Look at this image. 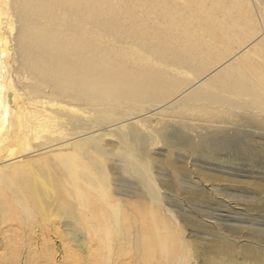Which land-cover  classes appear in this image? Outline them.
I'll use <instances>...</instances> for the list:
<instances>
[{
    "label": "bare ground",
    "instance_id": "obj_1",
    "mask_svg": "<svg viewBox=\"0 0 264 264\" xmlns=\"http://www.w3.org/2000/svg\"><path fill=\"white\" fill-rule=\"evenodd\" d=\"M234 1L0 0V240H4L0 264H15L21 250L29 264L51 260L55 250L49 244L51 235L63 242L61 264H264L262 226L233 225L239 237L245 231L250 236L237 245L206 211L197 215L185 235L174 209L168 213L176 221H168L163 206H102V192L94 190L87 177L92 157L91 172L103 185L118 188L122 196L159 202L149 149L155 141L194 148L192 141L185 133L156 130L148 135L130 125L106 129L114 124L116 111L104 110L94 118L96 124H89L84 111L72 105L25 96L17 87L20 77L11 69L7 38L16 34L27 69L52 82L71 102L98 91L97 98L155 103L169 95L165 85L181 92L191 88L166 75L168 63L189 66L198 82L207 80L221 92L242 96L250 86L259 88L243 68L228 67L208 78L236 57L246 65L252 62L249 52L263 51L254 45L262 34L248 28L246 11ZM18 20L25 25L18 28ZM188 22L196 31L189 30ZM129 36L138 47L121 43ZM256 71L264 74L260 67ZM30 86L35 92L44 84ZM263 125L264 120L243 121V128ZM110 132L120 141L127 136L129 149L111 152L108 158L101 138ZM32 136L42 140L32 144ZM246 136L239 126L232 134L216 127L201 144L213 153L233 143L240 147ZM251 198L254 202L244 203L248 211L264 204V197ZM193 231L201 241L190 239ZM35 240L42 241L37 248ZM85 248L86 254L78 253Z\"/></svg>",
    "mask_w": 264,
    "mask_h": 264
},
{
    "label": "rangeland",
    "instance_id": "obj_2",
    "mask_svg": "<svg viewBox=\"0 0 264 264\" xmlns=\"http://www.w3.org/2000/svg\"><path fill=\"white\" fill-rule=\"evenodd\" d=\"M234 2L241 10L246 11L247 18H249L248 28L255 35L262 34L254 45L263 51L258 54L254 51L256 55L249 52L252 62L246 65L245 61L236 57L230 64L220 68L208 78L210 80L216 78L228 67L243 68L248 76L259 83V88L254 89L249 85V93L242 96L221 92L215 83L208 84L207 80L198 82L189 66L168 63V66H165L166 75L175 82L176 80L186 82L187 86L191 88L181 92L174 85H165L164 91L170 92L168 97L166 96L155 103L131 101L108 95L97 98L98 91L92 92L93 94L88 98L71 102L70 99L56 92L52 82L43 81L42 78L38 79V75L34 76L27 69L25 52L18 44L16 34H6L11 52V69L13 74L20 77L17 87L25 96L33 98L39 96L34 99H53L72 105L84 111V115L90 119L89 124H96L93 121L94 118L104 115L106 113L104 110L116 111L118 114L113 121L114 124L105 127L106 129H123L130 125L138 132L148 135H152L156 130H164L177 136L185 133L192 141L194 148L167 147L155 141L149 149L151 176L160 193L159 202L152 198L142 200V198L122 196L118 194V188L103 185L100 177L91 172L92 157L88 162L87 177L92 178L94 190L99 189L102 192L99 193L103 200L102 206H163V212L166 211L164 214L168 221L175 220L168 213V209H174L180 215L177 224L184 225L185 235L188 234L190 223H196L195 218L208 212L214 217L215 222L219 221L218 227H220L221 233L227 235L230 242L238 245L241 240H247L250 236L245 231L243 236L239 237V234L232 230L233 225L264 227V204L260 202L254 210L250 211L244 207L247 205L246 203L254 202V199L251 198L252 195L264 197V128L254 126H244L245 128H243V121L247 118L264 120V74L256 71V68L259 67L264 69V0H235ZM221 15L219 20L224 22L225 16ZM152 17L156 19L154 15ZM16 25L20 28L25 24L18 20ZM188 26L191 31L197 29L194 27V23L188 22ZM121 43L135 47L139 45L138 41L130 36L123 37ZM174 47L178 46L175 44ZM183 47L184 45L181 44L179 48ZM232 47H237V44L233 43ZM39 82H42L44 86L35 92L32 91L30 84ZM191 94H196L198 98H191ZM73 113L74 116L77 115L76 112ZM237 126L247 132V136L240 139V147L233 143L234 145L230 144L225 148L226 150L212 149V153L209 147L201 144L204 135L213 128L220 127L225 132L232 134ZM35 138L31 137L32 144L42 140ZM128 141L127 136L120 141L114 133L110 132L102 136L101 145L109 158L111 152L120 153L122 149H129ZM105 163L109 164L108 161ZM114 171L115 169L111 170V172ZM124 179L123 177V181ZM201 210L206 212L203 213ZM191 233H195V235H192L190 239L201 241L200 238L195 237L198 235L196 231ZM35 241L33 246L37 248L42 241ZM0 242L1 253L4 240H0ZM49 244L55 249L52 251L53 258L49 261L42 260L40 264H61L64 260L62 240L56 235H51ZM236 249L238 250L239 247ZM85 250L86 248L78 250V253L86 254ZM30 261L25 251L21 250L15 264H29Z\"/></svg>",
    "mask_w": 264,
    "mask_h": 264
}]
</instances>
